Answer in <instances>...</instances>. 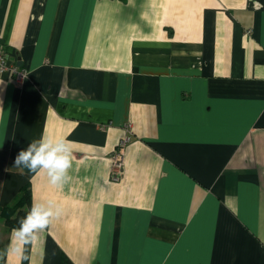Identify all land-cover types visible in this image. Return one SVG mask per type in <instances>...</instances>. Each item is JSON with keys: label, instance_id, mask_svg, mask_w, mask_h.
Returning a JSON list of instances; mask_svg holds the SVG:
<instances>
[{"label": "crops", "instance_id": "crops-1", "mask_svg": "<svg viewBox=\"0 0 264 264\" xmlns=\"http://www.w3.org/2000/svg\"><path fill=\"white\" fill-rule=\"evenodd\" d=\"M0 47L2 264H264V0H0ZM22 178L61 211L18 236Z\"/></svg>", "mask_w": 264, "mask_h": 264}, {"label": "clouds", "instance_id": "clouds-1", "mask_svg": "<svg viewBox=\"0 0 264 264\" xmlns=\"http://www.w3.org/2000/svg\"><path fill=\"white\" fill-rule=\"evenodd\" d=\"M70 150L67 141L64 139L53 140L51 138H41L32 141L22 149L14 160V167L26 168L35 172L40 168L46 169L53 184L60 183L67 169L71 166L69 159ZM61 209L52 206L45 207L42 204H34L25 221L22 222L18 236L27 235L25 229L42 228L48 222L51 215H57Z\"/></svg>", "mask_w": 264, "mask_h": 264}, {"label": "trees", "instance_id": "trees-1", "mask_svg": "<svg viewBox=\"0 0 264 264\" xmlns=\"http://www.w3.org/2000/svg\"><path fill=\"white\" fill-rule=\"evenodd\" d=\"M9 176H6L8 178ZM23 181L16 187L12 186L10 183L9 187L7 189L8 195H15L16 193L18 194L22 189L24 190L21 197L18 200V203H16V206L11 208H8V213H7V220L6 223L8 224L9 227H21L22 222L26 220L28 214H29V208H31V191H30V180L27 178L24 179L22 178ZM9 181V180H6ZM10 182V181H9ZM5 206V205H4ZM23 206V208H21ZM7 208V207H6ZM5 209V208H4ZM16 213L14 214V217H10L9 215L11 213ZM4 260L0 262L2 264Z\"/></svg>", "mask_w": 264, "mask_h": 264}, {"label": "built area", "instance_id": "built-area-1", "mask_svg": "<svg viewBox=\"0 0 264 264\" xmlns=\"http://www.w3.org/2000/svg\"><path fill=\"white\" fill-rule=\"evenodd\" d=\"M7 54L5 51L0 47V72L8 71L12 77V79L16 83H22L24 79L28 76V71L25 68H19L16 65H10L7 62ZM130 136H127L124 140H122L119 144V147L122 148L124 147L129 141H130ZM123 166V157L120 151L115 154L114 157V169L116 170L115 172V177L118 178L119 174L121 172Z\"/></svg>", "mask_w": 264, "mask_h": 264}, {"label": "snow or ice", "instance_id": "snow-or-ice-1", "mask_svg": "<svg viewBox=\"0 0 264 264\" xmlns=\"http://www.w3.org/2000/svg\"><path fill=\"white\" fill-rule=\"evenodd\" d=\"M28 229L26 228L25 231H27Z\"/></svg>", "mask_w": 264, "mask_h": 264}]
</instances>
